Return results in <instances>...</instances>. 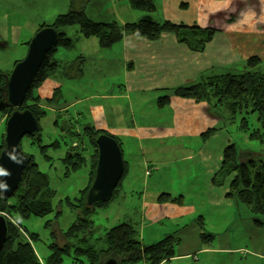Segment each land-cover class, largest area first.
<instances>
[{
	"label": "rangeland",
	"instance_id": "obj_1",
	"mask_svg": "<svg viewBox=\"0 0 264 264\" xmlns=\"http://www.w3.org/2000/svg\"><path fill=\"white\" fill-rule=\"evenodd\" d=\"M69 10L68 0H0V72L2 74L9 73L14 63L24 58L27 46L22 43L29 41L35 35L45 19L52 21L58 14ZM162 11L164 10L158 1L155 16L164 15ZM219 11L224 15L219 13L216 21L204 20V25H209L201 27L215 35L213 34V40L207 49L203 50L201 59L203 69L201 74L196 77L195 84L205 87L207 78L212 75L243 74L245 85L248 88L256 87L258 96H260L264 90V22L255 19L254 15L240 14L239 12L242 10L239 9ZM135 13L140 14L139 12ZM246 17L248 20H245ZM116 22L121 24L119 20ZM249 22H252L254 27L251 28ZM243 24L250 26L247 31H242ZM234 25L241 27L234 29V32L237 33L231 31ZM4 27L9 29V39L2 38V28ZM64 29L73 40V47L70 49L58 47L54 58L66 64L75 55H82L86 59L83 64V74L79 78L71 80L52 76L42 87L34 91L43 100H45V95L50 97L49 100L42 102L45 114L39 120L40 144L52 145V143L58 142L59 147L53 148L50 145L47 148L46 155L50 158L47 160L41 152L42 150L37 145L31 144L28 137H23L20 142L22 152L32 156L38 169L47 175L49 187L55 191L53 206L58 207V211L44 217L34 215L28 218L14 217L15 221H18L27 230L25 238L28 239L29 235H34V238H31V245L41 260L45 261L46 257L54 252L58 245L59 247L64 246V250L59 252L61 255L60 264H95L91 262L92 259L85 252L90 247L98 252L104 251L106 244L102 239V234L121 223H129L136 227L140 238L139 198L147 201L159 198L163 188L168 187V167L179 161H195L196 159L193 157L199 156L200 146H203L216 132L222 134L223 137L226 134L233 139V143L230 145H235L239 161L252 156L256 158L259 154L261 155L260 159L264 157V144L257 139L250 138L249 133L247 134L241 129L243 115L248 116L251 129L260 128L256 114L251 115L250 106L243 107L242 113L239 114L238 108L234 107L237 101L233 102L231 99H229L230 101H219L210 93L206 96L207 98L201 101L191 98L179 99L170 94L168 102H165L167 99L165 95L170 90L163 88L159 91H151L147 90L146 85L144 89L141 88L143 90L138 92L131 84L136 74H130L128 69L131 67L128 68L123 47L118 45L119 42L122 44V39L112 47L102 49L98 40L79 35L77 27ZM226 30L232 33L225 34ZM218 39L221 44L218 43ZM225 46L227 50L223 52L222 47ZM252 56L260 59V64L255 68L247 63V60ZM160 78L162 76L158 77V79ZM56 83L61 87V92L55 95L50 91L53 90L52 87H55ZM110 91L113 94L122 92L128 96L127 98L123 97V101L119 105H108L109 111L115 114V127H145L151 137L141 142L135 136H123L120 147L126 170L117 187V190L121 191L119 197L113 196L110 201L96 207L89 214L95 230L66 238L64 233L78 217L77 212L69 208L66 199L76 203L80 191L86 187L88 162L82 164L76 171L66 174L67 169L62 163V158L73 145L76 147L80 145L75 151H79L84 157L89 158L93 149L87 136L84 135L83 126L85 124H89L95 130L102 127L104 121L107 125L114 126L112 117L106 116L104 120L97 117L100 116L96 115L99 105L94 103V100H84L89 95H106ZM171 98L172 102H170ZM182 99L194 101L197 105L196 108L201 110L203 115L204 113L210 115L204 128L208 131L205 137L202 135L206 131L203 133L198 131L195 135L190 133L191 129L204 124L205 120L204 117L197 115V110L194 112L195 108L192 104L189 105L190 101H180ZM97 101H101V99ZM61 109L62 113L59 112ZM178 112L179 116L175 117ZM187 114H189L188 118ZM176 118L179 125L175 121ZM66 119L71 120V127L68 132H66L67 130L63 132L61 126ZM129 121H135L137 125H129ZM4 123V117L0 116V137L5 131ZM72 132L77 135L73 136ZM147 166L151 168L150 172L147 171ZM190 171L191 175L197 173L193 169ZM141 188L144 190L142 191ZM170 221L175 222V219L149 222L143 227L141 236L143 241L149 245L163 239L166 232L174 227L175 223ZM261 221L264 222V216L253 214L243 205H239L234 211L215 210L214 215L206 219L202 231L193 229L195 224L191 225L187 220H184L183 228L181 227L182 229L177 231V235L182 240L177 245L175 244V254L187 255V257H184L179 263L172 261V264H232L235 256H239L243 262L249 264H264V224H261ZM187 225L188 228L184 229ZM201 232L210 234V237L205 236V240H207L205 242L211 244L204 246L210 250L197 253V251L205 249L200 243ZM53 246L55 247L53 248ZM195 252L197 254H193ZM195 258L198 259L194 260Z\"/></svg>",
	"mask_w": 264,
	"mask_h": 264
},
{
	"label": "trees",
	"instance_id": "obj_2",
	"mask_svg": "<svg viewBox=\"0 0 264 264\" xmlns=\"http://www.w3.org/2000/svg\"><path fill=\"white\" fill-rule=\"evenodd\" d=\"M72 4L69 11L58 14L51 23L43 24L38 29L40 30L45 27L55 29L58 32V43L44 57L26 94L25 101L20 107V110L28 109L38 122L37 133L34 136L26 137L30 139L31 144L37 145L42 150L41 152L47 160L50 158L46 155V151L51 144H40L41 127L39 120L45 114L42 102L49 99L45 98L43 100L34 91L40 88L52 76H60L65 80L79 78L83 74V64L86 60L82 55H75L72 60L63 64L60 60L54 58V53L58 47L65 49L73 47V40L66 34L64 28L77 27L79 35L84 38L98 40L99 46L102 49L112 47V45L119 42L125 36H136L148 41H157L161 39L163 34L171 33L175 36L178 43L186 45L191 51L201 52L214 34L198 26H187L168 20L157 21L155 19L157 11L156 0H129L131 9L142 15L136 22L124 25H120L117 22H94L87 18L83 5L76 2ZM27 45L28 42H26ZM247 63L252 68H255L260 64V59L252 56L247 60ZM7 74L0 72V116L4 117V121H6L13 110V108L6 105L5 96L2 92ZM244 77L243 74L233 73L212 75L207 78L205 87H201L198 84L179 86L173 89V94L179 98H191L195 101L204 100L207 98L208 93L213 97H217L219 101L231 99L233 102L237 101L234 107L238 108L239 114L242 113L243 107L250 106L251 115L256 114L260 128L251 129L249 127L248 116L243 115L241 118V129L243 132L249 133L250 138L257 139L264 144V90L258 96V89L254 86L248 88L245 85ZM60 89L61 87L57 86L53 89L52 94H60ZM165 97L167 98L165 102H168L169 96L165 95ZM159 103L162 104L163 102ZM66 121L69 125L68 129H66V132H68L71 127V120L66 119ZM83 130L93 149L89 158L87 159L82 153L75 151L80 145L78 147L73 145L67 151L65 157L62 158V163L67 169L66 174H69L70 171H76L82 164L88 162V182L86 187L80 191L76 203L71 202L68 198L66 199L69 208L76 211L78 216L76 221L64 233V237L66 238L74 237L86 231L90 233L95 230L89 214L96 207L100 206L87 207L85 197L94 174L97 158L93 138L103 130H95L89 124H85ZM74 134L76 133L72 132L73 136ZM206 134H208V131L203 133L202 136L205 137ZM3 136L4 133L0 137V151L3 147ZM109 136L114 138L119 146L121 145L118 138L111 134ZM51 146L57 148L59 147V143H52ZM125 170L124 162V173ZM232 173L235 175L230 182L226 197L232 198L237 205H243L250 209L253 214L264 216V157L260 159L259 157L254 158L252 156L239 161V154L235 145H229L223 151L221 167L213 177V183L220 185ZM117 187L113 191L112 198L119 194L120 190H117ZM54 197L55 191L49 187L47 175L38 169L37 164L33 161L32 156H30V161L22 173L19 187L13 196L4 198L0 193V215L5 217L7 223V239L0 250V264H60L61 255L59 252L60 250H64V246H53V248L55 247L54 252L49 254L45 261L41 260L31 245V238H34V235H29L28 239L25 238L27 230L14 219L15 216L21 218H28L31 215L44 217L58 211V207L53 206ZM162 198L160 196L159 201ZM261 224H264V222L261 221ZM102 236L106 244L104 251L98 252L93 247H90L85 252L92 259L91 262L95 264H103L109 258H114L118 264H161L175 256L174 249L177 239L174 236L169 235L156 243L146 245L138 237L135 227L129 223L116 225L103 233Z\"/></svg>",
	"mask_w": 264,
	"mask_h": 264
},
{
	"label": "crops",
	"instance_id": "obj_3",
	"mask_svg": "<svg viewBox=\"0 0 264 264\" xmlns=\"http://www.w3.org/2000/svg\"><path fill=\"white\" fill-rule=\"evenodd\" d=\"M158 1L164 10L162 11L164 15L161 17L155 16L157 21L168 20L177 24L182 23L187 26L202 27L209 25H204V20L210 19L211 21H216L219 13L224 15L219 10L227 11L229 9H239L242 10V12H239L240 14L245 13L247 16L254 15L255 19L264 22V0H156V5ZM73 2L83 5L87 18L94 22L109 23L119 20L121 23L120 25H124L136 22L142 15L141 13H135L131 9L129 0H68L70 9ZM232 14H234L233 11ZM40 16L42 18V15ZM245 20H248V17H246ZM52 21L45 19L41 25L49 24ZM249 23H251V28L254 27L252 22ZM248 27L250 26L243 24L242 31H247ZM240 28L241 27L234 25L231 31L234 32V29ZM232 32L226 30L225 34ZM13 36L14 33L11 37L13 38ZM213 36L206 44L205 49H207L208 45L212 42ZM9 37V29L7 27L2 28V38L9 39ZM26 42L29 41H25L22 44L26 45ZM218 43L221 44V41L219 40ZM118 45L123 47L122 49L124 50L126 63L128 64V68L131 67V69H128L131 72L130 74H136V77L131 84L138 92L143 90L147 85V90L159 91L164 88L166 90H170V92L167 93L168 96L171 94L173 97L179 98L173 94V89L179 86L195 84L196 77L201 74L203 69L201 59L204 51H191L186 45L178 43L175 36H172L171 34H163L161 39L157 41H148L136 36H125L122 38V44L119 42ZM222 50L223 52L226 51V46L222 47ZM161 76L162 78L158 79V77ZM46 81H49V79ZM56 87L57 83L55 87H52V89ZM124 89H126L125 86ZM51 92H53V90L50 91V93ZM111 92L112 91L108 92L106 95H89L84 99L94 100V103L99 105L97 108L98 110H96V115H100L97 116L100 117V120L101 118L104 120L106 116L114 119V126L107 125L104 121L102 123V127L99 129H102L103 131L118 138L121 144L122 139L124 138L123 136L127 135L135 136L141 142L151 137V135L148 134V129L145 127H115V114L109 111L108 105H119V103L123 101V97L127 98L128 96L122 92L119 94H113ZM45 98L48 99L50 97L45 95ZM98 99H101L103 103L101 101H97ZM183 100L190 101L189 105L192 104L194 106V112L197 110V115L204 117L205 120L204 124L194 127L190 130V133L195 135L198 131L199 133L206 131L204 128L207 124V120H209L208 116L210 117V115L208 113H204L203 115L201 110L196 108L197 105H195L194 101L185 99L180 101ZM170 102H172V98L170 99ZM59 112L62 113V109ZM178 116L179 112L176 113L175 117ZM186 117L188 118L189 114H187ZM175 121L178 122V119L176 118ZM129 122V125H137L135 121ZM179 124L180 123L178 122V125ZM178 129L180 128L178 127ZM172 130L174 129L172 128ZM232 143L233 139H231L228 135L224 134L223 137L222 134L216 132L214 133V136L210 137L203 146H200L199 156L193 157L196 159L195 161L187 162L185 159L186 162H175L171 165V167H168V187L165 189L163 188L162 193L158 196L159 198L162 196V200L159 201V198H156L147 201L146 199L139 198V208L141 211L139 222L141 223V226L139 235L141 234L142 236V232L144 230L143 227L149 222H159L160 220H170L173 218L175 219V222H170L175 223L174 227L168 230L165 236H163H174L177 239V245L182 240V238H179V235H177V231L183 228L182 225L184 220H187L191 225L195 224V228L189 226L190 228L202 231L205 226L206 219L209 216L214 215L215 210L234 211L238 208L239 205H237L232 198L226 197L230 182L235 174H230L220 185L213 183V177L218 173L221 167L223 149L225 146ZM139 148H141L140 145ZM260 156L261 155L259 154L257 157ZM145 163L147 162L145 161ZM191 169L196 170L197 173L191 175ZM150 170L151 168L147 166V171L150 172ZM157 171L159 172L160 170ZM141 190L143 191L144 188H141ZM120 192L121 191H119L116 198L119 197ZM199 213L202 214L199 215ZM186 228H188V225L184 229ZM200 235L203 240L202 241L200 238V243L203 247L211 244L210 242H205L207 241L205 240V236L210 237V234L201 232ZM141 236V241L147 245ZM204 248V250L197 251V253L210 250L208 247ZM197 253L195 252L193 254ZM184 257H187V255L175 254L173 258L161 264H172V261L179 263V261L183 260ZM197 259L195 258L194 260ZM232 264L249 263L243 262L239 256H235Z\"/></svg>",
	"mask_w": 264,
	"mask_h": 264
},
{
	"label": "water",
	"instance_id": "obj_4",
	"mask_svg": "<svg viewBox=\"0 0 264 264\" xmlns=\"http://www.w3.org/2000/svg\"><path fill=\"white\" fill-rule=\"evenodd\" d=\"M58 43V32L49 27L38 30L29 40L27 51L23 59L17 61L12 70L5 76L2 92L6 105L13 108L5 121L3 147L0 151V166L11 173L10 176H0V182H6L9 190L0 189L4 198H9L17 191L25 166L30 156L22 152L19 143L25 136H34L38 131V122L28 109L20 110L25 101L41 63L46 54ZM62 129H68L65 120ZM96 150V165L90 185L88 187L85 203L87 207H94L111 200L113 191L117 187L124 173V161L121 147L118 142L101 131L93 138ZM15 150V155L23 163H14L7 153ZM7 239V223L0 215V250ZM103 264H118L114 258L107 259Z\"/></svg>",
	"mask_w": 264,
	"mask_h": 264
},
{
	"label": "clouds",
	"instance_id": "obj_5",
	"mask_svg": "<svg viewBox=\"0 0 264 264\" xmlns=\"http://www.w3.org/2000/svg\"><path fill=\"white\" fill-rule=\"evenodd\" d=\"M7 155L10 157V159L14 163H23L22 160L18 159L17 156L15 155V150L13 149L12 152L7 153ZM11 173L3 168V166H0V176H10ZM0 189H3L4 191L9 190V185H7L6 182H0Z\"/></svg>",
	"mask_w": 264,
	"mask_h": 264
},
{
	"label": "flooded vegetation",
	"instance_id": "obj_6",
	"mask_svg": "<svg viewBox=\"0 0 264 264\" xmlns=\"http://www.w3.org/2000/svg\"><path fill=\"white\" fill-rule=\"evenodd\" d=\"M97 130V129H96ZM98 130H101V129H98Z\"/></svg>",
	"mask_w": 264,
	"mask_h": 264
}]
</instances>
